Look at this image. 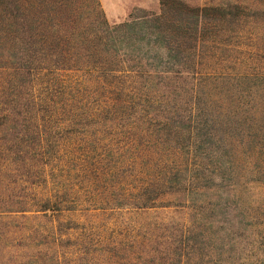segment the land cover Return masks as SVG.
I'll use <instances>...</instances> for the list:
<instances>
[{"label": "trees", "instance_id": "16d2710c", "mask_svg": "<svg viewBox=\"0 0 264 264\" xmlns=\"http://www.w3.org/2000/svg\"><path fill=\"white\" fill-rule=\"evenodd\" d=\"M159 6L110 22L99 0H0V221L17 222V264H264V202L225 211L227 194L215 213L201 177L181 176L179 165L149 160L123 194L82 195L69 184L100 167L75 143L121 127L119 108L142 80L199 73L224 32L264 13V0ZM128 150L127 163L139 165ZM166 207L183 216L159 248L88 230L94 216Z\"/></svg>", "mask_w": 264, "mask_h": 264}, {"label": "rangeland", "instance_id": "374dc122", "mask_svg": "<svg viewBox=\"0 0 264 264\" xmlns=\"http://www.w3.org/2000/svg\"><path fill=\"white\" fill-rule=\"evenodd\" d=\"M188 1L203 5L233 0ZM99 3L110 22L123 20L134 9L157 12L160 7L159 0ZM257 18L224 32L222 42L199 59V73L142 80L133 102L119 108L121 127L92 133L90 144L75 143L78 157L96 160L100 167L91 171L88 181L73 175L69 184L82 195L123 194L130 174L146 176L153 160L179 165L181 176L201 177L215 213L214 200L227 194L225 211H249L264 202V13ZM128 148H134L140 162L132 168ZM234 198L238 201L232 202ZM182 216L174 207L124 211L119 217L94 216L88 230L107 242L115 238L132 245L136 234L143 247L159 248ZM7 221H0V264H17L11 238L17 222Z\"/></svg>", "mask_w": 264, "mask_h": 264}]
</instances>
